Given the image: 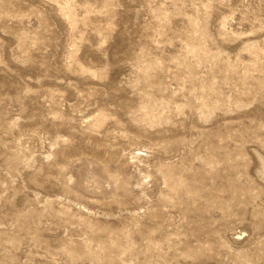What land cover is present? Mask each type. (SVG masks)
Segmentation results:
<instances>
[{
  "label": "rangeland",
  "instance_id": "1",
  "mask_svg": "<svg viewBox=\"0 0 264 264\" xmlns=\"http://www.w3.org/2000/svg\"><path fill=\"white\" fill-rule=\"evenodd\" d=\"M0 264H264V0H0Z\"/></svg>",
  "mask_w": 264,
  "mask_h": 264
}]
</instances>
